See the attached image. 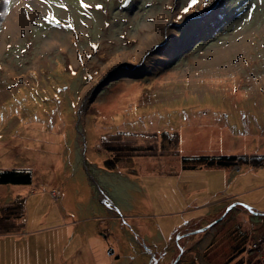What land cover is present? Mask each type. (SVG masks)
<instances>
[{
	"label": "rangeland",
	"instance_id": "1",
	"mask_svg": "<svg viewBox=\"0 0 264 264\" xmlns=\"http://www.w3.org/2000/svg\"><path fill=\"white\" fill-rule=\"evenodd\" d=\"M81 1L0 0V168L33 175L0 264H264V165L180 162L264 154V0ZM118 130L178 153L107 170Z\"/></svg>",
	"mask_w": 264,
	"mask_h": 264
},
{
	"label": "trees",
	"instance_id": "2",
	"mask_svg": "<svg viewBox=\"0 0 264 264\" xmlns=\"http://www.w3.org/2000/svg\"><path fill=\"white\" fill-rule=\"evenodd\" d=\"M79 2L82 5L85 4L81 0ZM100 146L108 152V157L102 163L103 168L113 170L133 157L154 155L161 149L173 150V153L177 154L178 133L167 130L159 132L118 130L115 133L102 135ZM180 162L183 165L182 168L191 169L196 168L195 165L205 168L227 169L236 163L253 167L264 165V154L180 155ZM32 179L33 175L30 167L11 166L0 168V185L30 184ZM24 200V196L16 195L9 202H0V235L23 230L26 213ZM242 250L239 248L235 253Z\"/></svg>",
	"mask_w": 264,
	"mask_h": 264
},
{
	"label": "flooded vegetation",
	"instance_id": "3",
	"mask_svg": "<svg viewBox=\"0 0 264 264\" xmlns=\"http://www.w3.org/2000/svg\"><path fill=\"white\" fill-rule=\"evenodd\" d=\"M102 193V195H103V197H102V199L104 200L103 201V203H105V200L107 199V197L105 196V194L103 193V192H101ZM177 260H175L174 262H176Z\"/></svg>",
	"mask_w": 264,
	"mask_h": 264
},
{
	"label": "snow or ice",
	"instance_id": "4",
	"mask_svg": "<svg viewBox=\"0 0 264 264\" xmlns=\"http://www.w3.org/2000/svg\"><path fill=\"white\" fill-rule=\"evenodd\" d=\"M192 2H193V4H194V3L197 2V0H192ZM189 7H191V5H189ZM184 11H188V9L186 8V9H184ZM93 47H95V46H93Z\"/></svg>",
	"mask_w": 264,
	"mask_h": 264
},
{
	"label": "water",
	"instance_id": "5",
	"mask_svg": "<svg viewBox=\"0 0 264 264\" xmlns=\"http://www.w3.org/2000/svg\"><path fill=\"white\" fill-rule=\"evenodd\" d=\"M98 188H99V186H98ZM108 252L111 253L112 252V249L110 248Z\"/></svg>",
	"mask_w": 264,
	"mask_h": 264
},
{
	"label": "crops",
	"instance_id": "6",
	"mask_svg": "<svg viewBox=\"0 0 264 264\" xmlns=\"http://www.w3.org/2000/svg\"><path fill=\"white\" fill-rule=\"evenodd\" d=\"M23 196V195H22ZM25 210H26V208H25ZM25 217H26V213H25ZM24 225H25V223H24ZM24 228V227H23Z\"/></svg>",
	"mask_w": 264,
	"mask_h": 264
}]
</instances>
